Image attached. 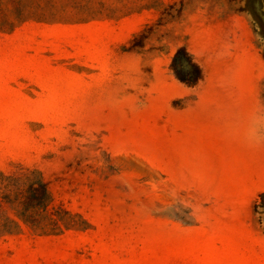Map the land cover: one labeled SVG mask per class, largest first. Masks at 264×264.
<instances>
[{
  "label": "rangeland",
  "instance_id": "rangeland-1",
  "mask_svg": "<svg viewBox=\"0 0 264 264\" xmlns=\"http://www.w3.org/2000/svg\"><path fill=\"white\" fill-rule=\"evenodd\" d=\"M4 177L0 264H264V0H0Z\"/></svg>",
  "mask_w": 264,
  "mask_h": 264
},
{
  "label": "trees",
  "instance_id": "trees-1",
  "mask_svg": "<svg viewBox=\"0 0 264 264\" xmlns=\"http://www.w3.org/2000/svg\"><path fill=\"white\" fill-rule=\"evenodd\" d=\"M16 179L15 178H9V177H4L2 178V180L0 181V188L3 190L4 194V198L7 200H11L12 196L14 194H16V197H19V192L18 191H14L11 190V188H13L14 186H16ZM15 199V198H14ZM25 220L30 222V216L24 214ZM5 231H10L9 226H5Z\"/></svg>",
  "mask_w": 264,
  "mask_h": 264
}]
</instances>
